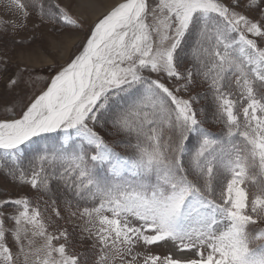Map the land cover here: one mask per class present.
Here are the masks:
<instances>
[{
    "label": "snow or ice",
    "instance_id": "snow-or-ice-1",
    "mask_svg": "<svg viewBox=\"0 0 264 264\" xmlns=\"http://www.w3.org/2000/svg\"><path fill=\"white\" fill-rule=\"evenodd\" d=\"M9 6L14 28L83 27L60 0ZM49 73L0 97V175L45 208L0 199V264H137L162 242L191 255L143 264H264V0H122Z\"/></svg>",
    "mask_w": 264,
    "mask_h": 264
},
{
    "label": "rangeland",
    "instance_id": "rangeland-1",
    "mask_svg": "<svg viewBox=\"0 0 264 264\" xmlns=\"http://www.w3.org/2000/svg\"><path fill=\"white\" fill-rule=\"evenodd\" d=\"M104 2L105 0H102V2L101 0H60L62 6L70 9L73 17L78 19L83 25L82 29L65 28L61 32L52 25H42L38 29H33V23L37 19L35 13L28 18L27 27L14 28V24H20L23 22L22 17L9 6V0H0V62L5 59L8 61L7 71H3V65L0 64V97L6 96L5 88L8 77L17 72L18 68H24L25 66L27 67L28 72L39 74V78H34L36 82L33 85L38 92L39 89L43 87V79L50 75L49 68L59 66L68 61L71 56L77 52L78 45L81 43L84 33L88 31L89 26L99 18H102L110 8L117 4L116 3L110 8L108 7L107 9H104L95 17H91L97 11L96 7L104 4ZM225 2H227V0H225ZM89 3H95L93 4V6L95 5V8L89 6ZM5 28H7L6 32L4 30ZM69 40L75 41V43L68 45ZM22 53L26 54L22 55ZM201 103L203 104L207 102L202 100ZM6 114L7 113L4 112L3 109H0V116ZM213 131H219V128H214ZM25 187L26 186L18 187L17 185L8 182L2 175H0V199L23 196V190H25ZM62 214L66 216V213H63V210ZM60 222L64 224V227L69 228L70 231H75L77 233L75 237L84 235L85 239L83 243L78 241L76 245L75 242V248L77 250L83 252L91 248L92 241L87 238V233H82V221L73 218L71 221ZM8 226L11 227L10 222H8ZM49 231H54V228H50ZM42 243V238H35V244L37 247ZM9 244H12L11 240H9ZM12 247L15 254L17 249L14 245H12ZM135 251L139 252L137 264H143L144 258L148 255H160L161 258H164L168 254H173L174 258L175 256L182 254L191 255L190 252L179 253L176 247L170 242H162L160 245L145 247L143 250L138 246ZM115 264H120V261L116 260Z\"/></svg>",
    "mask_w": 264,
    "mask_h": 264
},
{
    "label": "trees",
    "instance_id": "trees-1",
    "mask_svg": "<svg viewBox=\"0 0 264 264\" xmlns=\"http://www.w3.org/2000/svg\"><path fill=\"white\" fill-rule=\"evenodd\" d=\"M107 138V137H106ZM23 192H24V195H27L31 200H32V203H33V205H35V204H37V203H39V205H40V208H41V211L43 212V211H45V208H44V204H43V202L38 198V197H36L35 195H34V192L29 188V187H25V190H23ZM61 223V222H60ZM62 225H64L63 223H61ZM50 229V228H49ZM52 229V228H51ZM68 229V231L70 232V233H72L73 234V243L75 244V242H76V245H77V243H78V241H79V237H75L76 235H77V233L75 232V231H70V229L69 228H67ZM69 251L70 252H81V251H79V250H77L76 248H70L69 249Z\"/></svg>",
    "mask_w": 264,
    "mask_h": 264
},
{
    "label": "bare ground",
    "instance_id": "bare-ground-1",
    "mask_svg": "<svg viewBox=\"0 0 264 264\" xmlns=\"http://www.w3.org/2000/svg\"><path fill=\"white\" fill-rule=\"evenodd\" d=\"M91 1V0H90ZM96 2V1H95ZM101 2H102V0H101ZM119 2H122V0H105V2H104V4H102V5H100V6H98V7H96L97 8V11L93 14V13H91V14H93L91 17H95L96 15H98L100 12H102L104 9H107L108 7L110 8L112 5H114V4H118ZM83 3V2H82ZM90 5L89 6H93V4H95V3H93V4H91V3H89ZM98 4V3H97ZM100 4V3H99ZM95 6V5H94ZM93 6V8H95ZM92 8V7H91ZM111 9V8H110ZM109 10V9H108ZM107 10V11H108ZM90 14V15H91ZM68 39V38H67ZM67 41V40H66ZM74 44L75 43V41H72V40H69V42H68V45H70V44Z\"/></svg>",
    "mask_w": 264,
    "mask_h": 264
}]
</instances>
